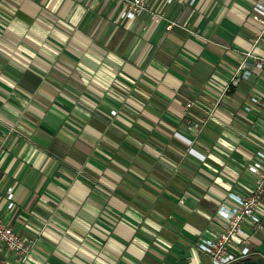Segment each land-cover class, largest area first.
<instances>
[{"label": "crops", "instance_id": "crops-1", "mask_svg": "<svg viewBox=\"0 0 264 264\" xmlns=\"http://www.w3.org/2000/svg\"><path fill=\"white\" fill-rule=\"evenodd\" d=\"M148 1L177 25L117 0H0V194L28 264H213L198 243L254 186L264 70L223 90L243 52L264 56V0ZM242 227L264 258V229Z\"/></svg>", "mask_w": 264, "mask_h": 264}, {"label": "built area", "instance_id": "built-area-1", "mask_svg": "<svg viewBox=\"0 0 264 264\" xmlns=\"http://www.w3.org/2000/svg\"><path fill=\"white\" fill-rule=\"evenodd\" d=\"M117 1L120 4L119 18L121 19L133 20L146 12L154 23L164 20L166 30H170L173 26L177 25V22L174 20L165 18L163 12L156 11L148 0ZM171 1L166 0L167 3ZM194 1L189 0L188 2L192 4ZM253 11L264 19V6L257 4L253 7ZM256 15H254V18L258 19ZM253 68L264 70V56L256 55L250 49L243 52L242 60L238 62L232 78L223 91H227L238 80L248 79L253 72ZM250 100L252 103L264 107V100L254 96ZM186 106L190 107L191 103H187ZM244 109L250 111L251 107L247 104L244 106ZM114 112L112 111V113ZM194 127L199 131L197 124H194ZM184 139L189 144L193 143L189 138L184 137ZM188 151L190 153L194 152L192 148H189ZM247 171L254 178V186L251 192L245 196L229 193L228 197L233 203L230 206L221 205L216 210L217 215L226 222L224 231L220 233L216 240H202L197 245L199 250L211 256L213 264H232L235 260L244 256H251L253 258L260 256L258 253L252 252L247 246L250 235L245 232L242 225L247 222L251 233L264 229L262 219L255 214L260 200L264 197V147H260L255 151L253 159L247 165ZM2 197L5 199V203L3 208H0V264H6L1 254L3 249L13 252L19 264H28L27 256L33 247V240L22 236L4 221L3 211L13 210L16 201L11 189L7 190L3 196L0 194V199ZM232 238H238L240 241L241 248L239 254L227 252V246Z\"/></svg>", "mask_w": 264, "mask_h": 264}, {"label": "water", "instance_id": "water-1", "mask_svg": "<svg viewBox=\"0 0 264 264\" xmlns=\"http://www.w3.org/2000/svg\"><path fill=\"white\" fill-rule=\"evenodd\" d=\"M232 264H264V258L262 256H258L256 258L244 256L235 260Z\"/></svg>", "mask_w": 264, "mask_h": 264}]
</instances>
